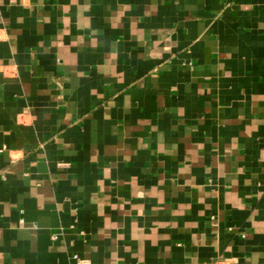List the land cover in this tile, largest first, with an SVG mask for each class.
<instances>
[{
    "label": "crops",
    "instance_id": "obj_1",
    "mask_svg": "<svg viewBox=\"0 0 264 264\" xmlns=\"http://www.w3.org/2000/svg\"><path fill=\"white\" fill-rule=\"evenodd\" d=\"M0 264H264V0H0Z\"/></svg>",
    "mask_w": 264,
    "mask_h": 264
}]
</instances>
